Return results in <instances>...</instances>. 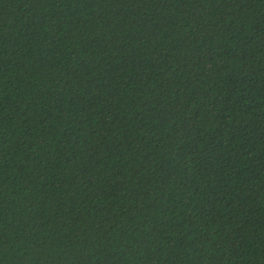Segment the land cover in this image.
<instances>
[{"label": "trees", "instance_id": "obj_1", "mask_svg": "<svg viewBox=\"0 0 264 264\" xmlns=\"http://www.w3.org/2000/svg\"><path fill=\"white\" fill-rule=\"evenodd\" d=\"M0 264H264V0H0Z\"/></svg>", "mask_w": 264, "mask_h": 264}]
</instances>
